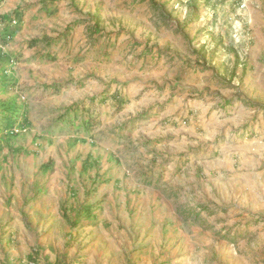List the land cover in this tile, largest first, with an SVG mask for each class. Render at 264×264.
I'll list each match as a JSON object with an SVG mask.
<instances>
[{"label": "rangeland", "instance_id": "1", "mask_svg": "<svg viewBox=\"0 0 264 264\" xmlns=\"http://www.w3.org/2000/svg\"><path fill=\"white\" fill-rule=\"evenodd\" d=\"M0 264H264V0H0Z\"/></svg>", "mask_w": 264, "mask_h": 264}, {"label": "trees", "instance_id": "2", "mask_svg": "<svg viewBox=\"0 0 264 264\" xmlns=\"http://www.w3.org/2000/svg\"><path fill=\"white\" fill-rule=\"evenodd\" d=\"M55 87H59L58 85H56ZM85 122V120H83V123ZM14 124H11L9 127H12ZM87 126H89L88 124H86ZM8 127V128H9Z\"/></svg>", "mask_w": 264, "mask_h": 264}]
</instances>
